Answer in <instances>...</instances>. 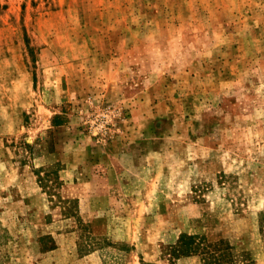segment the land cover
I'll use <instances>...</instances> for the list:
<instances>
[{
	"label": "rangeland",
	"instance_id": "1",
	"mask_svg": "<svg viewBox=\"0 0 264 264\" xmlns=\"http://www.w3.org/2000/svg\"><path fill=\"white\" fill-rule=\"evenodd\" d=\"M263 210L264 0H0V264H264Z\"/></svg>",
	"mask_w": 264,
	"mask_h": 264
},
{
	"label": "trees",
	"instance_id": "2",
	"mask_svg": "<svg viewBox=\"0 0 264 264\" xmlns=\"http://www.w3.org/2000/svg\"><path fill=\"white\" fill-rule=\"evenodd\" d=\"M261 229L264 230V210L261 214ZM165 256L174 264L185 257H198L200 264H252L248 253H235L226 241H208L204 236L181 234L176 243L164 249Z\"/></svg>",
	"mask_w": 264,
	"mask_h": 264
}]
</instances>
